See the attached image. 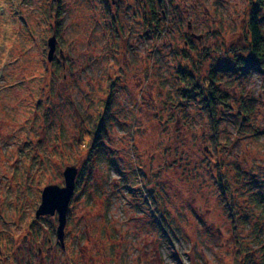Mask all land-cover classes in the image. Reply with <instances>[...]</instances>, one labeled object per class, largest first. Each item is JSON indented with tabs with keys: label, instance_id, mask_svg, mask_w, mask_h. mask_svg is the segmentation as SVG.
Returning a JSON list of instances; mask_svg holds the SVG:
<instances>
[{
	"label": "rangeland",
	"instance_id": "374dc122",
	"mask_svg": "<svg viewBox=\"0 0 264 264\" xmlns=\"http://www.w3.org/2000/svg\"><path fill=\"white\" fill-rule=\"evenodd\" d=\"M108 1L0 0V264H264V64L243 77L237 57L256 6L264 34V0H152L153 39L147 0ZM190 64L193 104L177 87ZM69 166L61 240L58 210H37Z\"/></svg>",
	"mask_w": 264,
	"mask_h": 264
},
{
	"label": "trees",
	"instance_id": "16d2710c",
	"mask_svg": "<svg viewBox=\"0 0 264 264\" xmlns=\"http://www.w3.org/2000/svg\"><path fill=\"white\" fill-rule=\"evenodd\" d=\"M163 1L164 0H158V2L160 4H162ZM101 2L108 5V2L109 1L108 0H101ZM152 3H153L152 0H147L146 3L144 4V6H145L144 12H146L147 14L150 13L149 14L150 15L149 16V20H146V24L149 25L148 26V30H147V35H148L147 38L148 39L149 38H152L153 39V37L158 38L159 35H160V33H163L165 31V30L162 29V26L159 23L160 22L159 20L162 19V18H158L157 17L155 19V17H156L155 16L156 15L155 12H152V13H154L153 15L155 17H153L151 15V12H149V8L153 9ZM261 4H262V0H259V3H258V5H259L258 7L259 8L261 7ZM256 10H257V12L259 11L258 8H257V6H256ZM257 12L254 11L251 14L250 19L248 20V24H247V32H248V34H247L246 37L248 38V43L250 44V47L249 48L253 52V54L252 55H249V57H248V55H245L243 53L237 54V57H239L242 61H244V60L247 61V63L244 62V64H246L247 67H244L240 71V72H242V75L241 76H243V77H245L249 73H252L261 64L262 65L264 64V34L262 33L261 24H260V21L263 20V17H259V15L257 14ZM177 15H178V12H176V15L174 17L175 19H176V16ZM190 23H191V29L189 28V24H188L187 25L188 30L184 32V35L188 34L187 38H189L190 40H197V41H199L198 40V37L196 36V34H198V33L193 30V26L195 25V23H194V21H191ZM188 31H189V33H188ZM149 32L152 33V37H149ZM232 49H233V47H232ZM192 50L197 51L198 48L195 45H193L192 46ZM208 51L209 50L205 51L204 49H202V52H203L204 55H206V52H208ZM197 61H200L201 62V59H196L195 62H197ZM232 67H234V65L231 64V63H229V65L227 63L226 64H222L221 67L216 68V70L215 69L212 70L211 76L210 77H207V79H208V86L210 87V89L205 94L207 96V98H208V101L203 102L204 105H205V103H207V105H205V106L209 107V105L210 106L211 105H213V106L216 105L217 102L214 101L215 99L219 100V102H220V100L222 99L223 89H222V87L221 88L218 87V85L216 86V84H215V78H216L215 74H217V76H218V74H220V76L221 75H224L225 76V74L227 73L228 76H226V77H229V78L234 77L235 75L233 73L235 71V68L233 69ZM227 69H229V70H227ZM182 71H181V69H179V71L177 70V74L179 76V77L177 76L178 77L177 87H178V95L179 96L177 95V91L176 90H174V91H175L176 96H178L180 98V100H183L186 97H187L186 99L189 98V100H191L192 99V96H193L192 93L195 94L197 90H191V91H189L187 88H185V87L182 86L183 85V82L186 81V82H189L190 84H194V85H196L195 86V89H197V86H198V89H199L200 88V86H199V79L201 78V73H199L197 71L196 67L194 65L192 66V64H190V68L189 69L185 67V69L182 70ZM235 73H236V71H235ZM111 84L114 85L113 84V80H112ZM202 92L204 93V91H201V93ZM185 94H186V96H185ZM189 94H191V96ZM193 100L194 99H192V103H193ZM173 107H176L175 104L172 105L171 108H173ZM241 107H242L241 113H243L245 116H247V114L251 111V108L246 109V106L245 105H241ZM208 110L214 112V110H211V109H208ZM214 119H215V117H214ZM246 119H248V117H246ZM216 121H218V118H217V120H215V122ZM217 123L218 122L214 123L215 126H216ZM238 129L239 130L241 129V131H242V123H241V125L238 124ZM97 134H99L98 131H97L96 135ZM257 134L258 133H253V136L256 137ZM259 135H260V133H259ZM96 142L97 141L94 139V142L93 143L95 144V147L93 149V153H98L100 151L99 148H102L100 145L96 146ZM97 149H99V151ZM103 149L105 150V148H103ZM99 154H100V152H99ZM103 154H105V151H103ZM78 175H79V178H80V175L81 174L78 173ZM217 182L220 185V190H219L220 194L223 193V195L225 196V199L223 198L224 201H226V199L229 201L228 192L226 190L227 189L226 184L222 181V178L220 180H217ZM247 190H248V186H247ZM238 192L239 191H237V190H233V193L236 194V195H238ZM257 199L254 198V202H257V204L259 203V205L262 206L263 201H261L260 199H258V200ZM229 203H231V202L229 201L227 204H229ZM258 221H259V219H258ZM246 252L247 253H250L248 251H246Z\"/></svg>",
	"mask_w": 264,
	"mask_h": 264
},
{
	"label": "water",
	"instance_id": "95a60500",
	"mask_svg": "<svg viewBox=\"0 0 264 264\" xmlns=\"http://www.w3.org/2000/svg\"><path fill=\"white\" fill-rule=\"evenodd\" d=\"M56 41L57 38L55 34L49 37L48 39L49 60H51L53 57V53L56 47ZM63 174H64L63 176L65 177V185L64 186L48 185L45 188H43L42 202L37 210V214L39 215L45 212H50V211L53 212L54 210H58L60 226L57 228V234L60 239H62V233H63L62 228L65 223L66 212L68 210L70 200L74 193L75 178H76V172L72 169L71 166L66 168Z\"/></svg>",
	"mask_w": 264,
	"mask_h": 264
},
{
	"label": "bare ground",
	"instance_id": "6f19581e",
	"mask_svg": "<svg viewBox=\"0 0 264 264\" xmlns=\"http://www.w3.org/2000/svg\"><path fill=\"white\" fill-rule=\"evenodd\" d=\"M220 75V74H219ZM191 99V98H190ZM191 104H193L192 103V99L191 100H189V98L187 99ZM238 102V101H237ZM241 105H245L246 106V109H248V108H250L251 107V103L249 102V100L248 101H243V104L241 103ZM243 107V106H242ZM202 108H204V106H202ZM250 123L249 122H247V121H244L243 123H242V131H246L247 129L246 128H248V127H250ZM248 126V127H247ZM216 135V134H215ZM219 136L217 135V137L216 138H218ZM245 185V184H244ZM243 187V186H242ZM241 189H244V190H246V188H241ZM69 206H70V204H69ZM68 206V207H69Z\"/></svg>",
	"mask_w": 264,
	"mask_h": 264
},
{
	"label": "flooded vegetation",
	"instance_id": "af4514ba",
	"mask_svg": "<svg viewBox=\"0 0 264 264\" xmlns=\"http://www.w3.org/2000/svg\"><path fill=\"white\" fill-rule=\"evenodd\" d=\"M189 28L191 29V23H189ZM56 35V34H55ZM197 36V35H196ZM59 50H61V48H59ZM63 64V67H65V62H63L62 63ZM66 75V74H65ZM70 208V207H69ZM57 214H59L58 213V211H55V213L54 214H47V217H49V216H52V217H54L55 219H56V217H57V219H58V216H55V215H57ZM67 217H69V211H68V214H67ZM55 232H56V235H57V229L55 230ZM58 239H59V237H58ZM62 240V239H61ZM61 245V244H60ZM61 246H63V245H61ZM64 248V247H63ZM39 250H41L40 248L38 249V251H37V253L39 252Z\"/></svg>",
	"mask_w": 264,
	"mask_h": 264
}]
</instances>
